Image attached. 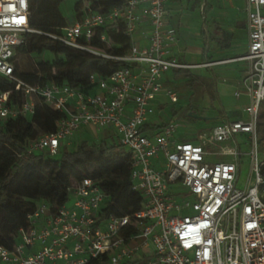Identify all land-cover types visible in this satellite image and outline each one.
Masks as SVG:
<instances>
[{"label": "built area", "instance_id": "1", "mask_svg": "<svg viewBox=\"0 0 264 264\" xmlns=\"http://www.w3.org/2000/svg\"><path fill=\"white\" fill-rule=\"evenodd\" d=\"M166 5L167 0H123L102 12L83 2L79 16L49 36L71 50L125 64L108 78L90 76L93 90L87 94L54 82L28 85L15 75L18 50L37 32L30 27V0H0V76L14 86L0 89V121L31 117L38 102L62 115L53 133L26 142V155L55 156L84 129L111 130L129 154L128 180L142 198L132 216L102 218L105 192L89 178L73 182L69 204H39L18 242L11 249L0 246V264H94L101 257L106 259L98 264H264V158L257 141L264 102V0H245L247 48L232 60L245 67L235 92L248 97L245 118L199 133L196 143L176 139L177 121L146 132L158 97L171 105L179 100L163 76L198 68L170 55L177 35L167 26ZM143 24L148 30L142 45L135 35ZM109 25L130 38L123 57L91 47L96 29ZM99 39L109 45L104 35ZM238 136L251 146L250 174L240 188Z\"/></svg>", "mask_w": 264, "mask_h": 264}, {"label": "trees", "instance_id": "2", "mask_svg": "<svg viewBox=\"0 0 264 264\" xmlns=\"http://www.w3.org/2000/svg\"><path fill=\"white\" fill-rule=\"evenodd\" d=\"M63 1L30 0V27L37 33L27 36L24 46L18 50L16 60L21 54L38 56L47 53L52 55L53 61L45 59L35 63L34 72H19L15 60V75L28 85L54 82L81 88L88 94L93 90L90 76L108 78L125 64L71 50L49 37L61 34L65 25L59 12ZM83 2L91 9L107 12L119 6L123 0H79L73 7L74 18L79 16ZM103 35L108 46L100 42L99 38ZM207 39L210 40L209 35ZM91 47L113 57H123L130 48V38L122 32L120 26L109 25L96 29ZM182 73L187 88L192 90L201 85L198 77L188 71ZM13 88L12 84L0 76L2 91ZM61 116L59 112L38 102L31 117L0 121V246L11 249L18 242L19 230L27 228V217L39 204H48L54 208L63 206L68 200L67 190L71 183L84 178L93 180L106 194V201L100 209L102 218L132 216L141 208L142 198L131 189L128 180L129 154L119 142H107V137L99 142L83 139L71 151H62L59 159L47 154L24 153L26 142L36 138V128L43 134H51ZM257 129L264 137V102L260 106ZM123 170L127 172L125 180ZM260 173L264 179V165ZM105 259L101 257L94 264Z\"/></svg>", "mask_w": 264, "mask_h": 264}, {"label": "crops", "instance_id": "3", "mask_svg": "<svg viewBox=\"0 0 264 264\" xmlns=\"http://www.w3.org/2000/svg\"><path fill=\"white\" fill-rule=\"evenodd\" d=\"M234 1L236 0H167L166 7L169 17L166 19V23L168 27L175 30L177 35V43L170 47V55L176 57L183 64L197 65L198 68L170 71L163 76V84L174 87L177 91L179 84L182 82L185 85L186 82L182 72L188 71L199 78L201 87L203 85L202 80H211L210 75H203V70L210 71L216 83L218 76L212 70L217 67H224L229 70L230 76L227 79H223L222 82L229 87V92H231L223 91L220 93L214 83V98L220 100L221 97H226L230 94L235 100L243 99L241 105L223 107L219 103H215L216 120L213 118L207 119L213 120V123L207 127L205 132L222 122L245 118L243 109L248 104V97L245 94H240L238 97L235 96L245 67L241 62L232 61L243 56L247 48L245 0H242L241 7H236L237 14L232 10ZM147 30L148 28L143 24L135 35L138 42L142 45L145 43L142 39V34L146 33ZM208 35L210 40L207 39ZM243 37H245V46H237V41ZM219 43L220 45H218ZM206 63H211L212 65L209 67L202 66ZM178 103L173 105L175 108L166 115L165 110L171 104H168L163 97H158L155 101L154 113L146 123V132L158 131L168 122L176 121V118L181 113L185 115L187 112L178 106ZM177 107L180 108V111H176ZM174 112H176L175 115H173ZM191 113L195 114L194 111ZM160 115L162 116L160 117ZM88 132L90 131L87 129L79 132L68 147L76 145V140H83ZM203 132L195 130L190 134L187 132L182 133L179 128L176 139L196 143L197 135ZM141 254L142 256L145 255L144 253Z\"/></svg>", "mask_w": 264, "mask_h": 264}, {"label": "rangeland", "instance_id": "4", "mask_svg": "<svg viewBox=\"0 0 264 264\" xmlns=\"http://www.w3.org/2000/svg\"><path fill=\"white\" fill-rule=\"evenodd\" d=\"M79 0H65L63 1L59 6V12L62 15L65 25L67 23L71 22L74 18V11L73 7L76 2ZM242 0H236L234 1L232 10L237 14L236 7H241ZM237 46H245V37L241 38L239 41H237ZM45 59L48 62L53 61L52 55H48L47 53H44L42 55H27V54H21L18 55L16 63H17V69L19 72H34L35 70V63H38L40 61H43ZM46 62V61H45ZM49 64V63H48ZM48 65H46L45 69H47ZM218 76V81L215 83L214 76L210 73V71L203 70V75H210L211 80H202L203 85L194 87L192 90L190 88H187L184 83L181 82L179 84L180 86L177 88V92L179 93V103L178 106L182 107V109L186 111L192 110L195 112L197 116L204 117V118H213L216 120L215 116V103H219L223 107L227 106H233V105H241L243 103V99L235 100L232 95H227L226 97H221V99L214 98V83L216 84V87L222 93L223 91L229 92V87L225 85L222 80L227 79L230 76L229 70L225 69L224 67H217L213 69ZM231 92V91H230ZM229 92V93H230ZM220 101V102H219ZM175 107L171 105L169 108L165 110L166 115L169 114L171 110H173ZM176 111H180V108L177 107ZM159 116V115H157ZM162 115H160L161 117ZM176 121L179 123L180 130L182 133H191L193 131H206L207 127L212 125L213 120H198L189 118L187 115L180 114L179 117L176 118ZM196 128V129H194ZM112 134V135H111ZM44 135L42 131L38 130L36 128V137ZM112 137H109V136ZM104 137H107V142H116L118 143L117 137L114 135V133L111 130H102L101 132H88L85 136L84 140H87L89 142H99L104 139ZM79 141V140H78ZM76 140V142L78 143ZM236 141L238 142V145L241 149V158H240V176L238 178L237 186L244 187L246 180L249 177L250 174V151L251 146L247 142L245 136H238L236 138ZM257 141H258V147H259V153L260 157L264 158V137H262L260 131L257 129ZM74 148L72 147H66L61 148L59 150V153L55 155L53 158L59 159L61 157V152L65 149L67 151H71ZM123 179H126L127 172L126 170H123L122 173ZM70 202H67L69 204Z\"/></svg>", "mask_w": 264, "mask_h": 264}, {"label": "water", "instance_id": "5", "mask_svg": "<svg viewBox=\"0 0 264 264\" xmlns=\"http://www.w3.org/2000/svg\"><path fill=\"white\" fill-rule=\"evenodd\" d=\"M189 118H193V119H198V120H206V119H208V118H204V117H200V116H197L196 114H194V113H188V115H187Z\"/></svg>", "mask_w": 264, "mask_h": 264}]
</instances>
